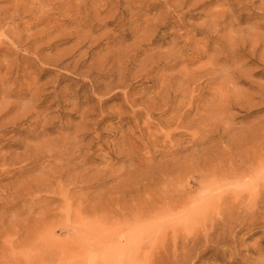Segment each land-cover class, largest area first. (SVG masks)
I'll return each mask as SVG.
<instances>
[{
    "label": "rangeland",
    "instance_id": "374dc122",
    "mask_svg": "<svg viewBox=\"0 0 264 264\" xmlns=\"http://www.w3.org/2000/svg\"><path fill=\"white\" fill-rule=\"evenodd\" d=\"M0 264H264V0H0Z\"/></svg>",
    "mask_w": 264,
    "mask_h": 264
}]
</instances>
